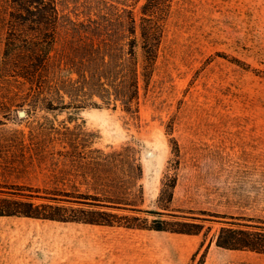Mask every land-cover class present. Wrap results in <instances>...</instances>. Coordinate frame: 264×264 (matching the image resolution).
I'll return each instance as SVG.
<instances>
[{"label":"rangeland","instance_id":"1","mask_svg":"<svg viewBox=\"0 0 264 264\" xmlns=\"http://www.w3.org/2000/svg\"><path fill=\"white\" fill-rule=\"evenodd\" d=\"M146 1L56 3L76 18L98 6L139 13ZM10 2L0 0V203L198 231L0 215V264H192L197 252L205 264H264V252L217 245L223 227L264 233V0H166L139 122L120 104L61 107L19 77L37 46L8 38L42 34L44 18H13Z\"/></svg>","mask_w":264,"mask_h":264},{"label":"trees","instance_id":"2","mask_svg":"<svg viewBox=\"0 0 264 264\" xmlns=\"http://www.w3.org/2000/svg\"><path fill=\"white\" fill-rule=\"evenodd\" d=\"M7 3L9 0H6ZM13 18L39 14L44 18L45 30L35 37H12L8 48L36 45L35 61L31 67L20 65L16 74L36 84L54 99H60L64 108H82L88 105L113 106L120 104L130 118L139 122L141 107V81L149 84L157 68L161 45L165 36L168 12L166 0H147L137 13L132 8L97 10L76 14L72 18L61 14L56 0H10ZM40 22V23H41ZM11 28L16 26L10 24ZM65 26L67 38L60 42V28ZM68 98V99H67ZM142 170V165H139ZM136 178L135 174L133 175ZM128 190L136 184L130 180ZM175 186V180L170 184ZM3 200L0 198V202ZM0 215H23L42 219L77 221L100 225H119L130 228L197 232L174 227L166 220H153V224L139 223L137 217L113 213L79 216L68 214L65 207L51 203H0ZM168 223V224H167ZM227 234V235H226ZM225 235V236H224ZM264 252V233L253 234L245 230L223 227L217 245ZM192 257V264H205L206 253Z\"/></svg>","mask_w":264,"mask_h":264}]
</instances>
